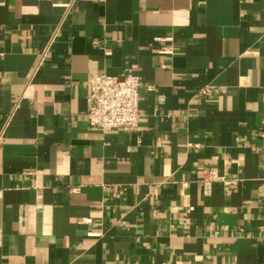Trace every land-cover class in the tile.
Instances as JSON below:
<instances>
[{
    "label": "crops",
    "instance_id": "1",
    "mask_svg": "<svg viewBox=\"0 0 264 264\" xmlns=\"http://www.w3.org/2000/svg\"><path fill=\"white\" fill-rule=\"evenodd\" d=\"M0 264H264V0H0Z\"/></svg>",
    "mask_w": 264,
    "mask_h": 264
},
{
    "label": "built area",
    "instance_id": "2",
    "mask_svg": "<svg viewBox=\"0 0 264 264\" xmlns=\"http://www.w3.org/2000/svg\"><path fill=\"white\" fill-rule=\"evenodd\" d=\"M99 46V42H95ZM161 55H174L173 46L159 50ZM141 77L134 71L121 76L95 73L88 82V122L92 128L103 132H137L140 128L142 113L140 109ZM93 220L85 221L92 224Z\"/></svg>",
    "mask_w": 264,
    "mask_h": 264
}]
</instances>
